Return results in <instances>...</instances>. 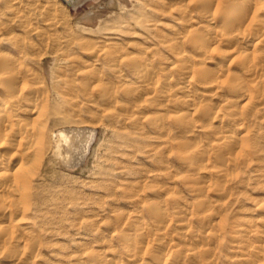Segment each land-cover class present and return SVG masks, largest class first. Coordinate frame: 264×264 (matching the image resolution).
Masks as SVG:
<instances>
[{"label": "rangeland", "instance_id": "374dc122", "mask_svg": "<svg viewBox=\"0 0 264 264\" xmlns=\"http://www.w3.org/2000/svg\"><path fill=\"white\" fill-rule=\"evenodd\" d=\"M178 3L88 0L76 9L64 0H0L3 43L24 38L28 54L23 67L37 69L49 89L43 99L46 110L36 119L43 124L46 139L42 157L36 161L32 206L23 218L9 221L14 239L0 249V264H25L27 259L26 264H89L90 253L110 246L124 254L117 238V215L132 218L139 206L159 201L171 209L178 198L185 207L193 204L195 196L190 188L195 177L176 161L179 144L194 137L175 128L174 118L185 111L177 108L174 97L150 96L153 100L140 107H134L136 93L125 97L131 86L127 66L131 59L143 53L159 73L170 62L171 52L160 36L173 38L171 43L177 40L176 31L171 33L167 27L178 23ZM15 8L22 11L20 16ZM25 13L31 29L19 19ZM51 13L55 19L50 28L47 19ZM187 24L182 31L197 27L195 19ZM94 55L100 56V61ZM87 72L97 78L88 80ZM171 73L175 80V69ZM133 83L131 87L137 89L138 84ZM68 88L71 92L66 96ZM107 88L115 92L102 97ZM196 95L201 106H220L221 117L227 115L229 102L201 96L198 91ZM126 106L133 107L132 112ZM157 112L167 117L155 131L150 121ZM61 129L95 130L87 154L74 167L63 160L65 151L58 153L56 135ZM251 130L253 144L247 146L238 175L225 186L230 194L215 207L225 219L227 233L219 235L216 244L207 241L214 252L213 264H264V243L256 240L264 231V111L257 110ZM201 136L200 145H204L209 137ZM127 137L131 144L125 143ZM162 159H167L166 164L160 162ZM209 178L212 197L216 177ZM172 214L179 218L173 209ZM149 226L146 221L145 227ZM239 226L243 232L234 238L233 231ZM244 241L246 251L241 252L239 243ZM19 243L26 246V252L16 259L14 251Z\"/></svg>", "mask_w": 264, "mask_h": 264}, {"label": "bare ground", "instance_id": "6f19581e", "mask_svg": "<svg viewBox=\"0 0 264 264\" xmlns=\"http://www.w3.org/2000/svg\"><path fill=\"white\" fill-rule=\"evenodd\" d=\"M87 1L64 0L76 9ZM178 4V23L167 27L171 33L176 31L177 40L171 43L173 38L160 36V42L171 52L170 62L159 73L143 53L131 59L127 64L131 74L129 85L134 81L138 86L137 89L130 86L125 97L131 98L136 93L134 107L152 101L150 96L155 95L177 99V108L185 112L174 118L175 128L194 137L179 144L176 161L181 168L193 172L196 183L193 182L190 191L195 200L185 207L181 198L175 199L171 209L159 201L148 207L139 206L132 218L117 215L115 221L120 228L117 238L126 257H121L124 254L117 247H102L90 253L89 264H213L214 252L207 241L216 244L219 235L227 233L225 219L215 212V207H220L230 194L225 186L234 181L247 146L253 144L251 126L257 110L264 111V0H179ZM14 12L19 16L22 13L18 8ZM19 19L25 28H32L26 13ZM54 19L51 13L47 19L50 28ZM193 19L197 27L182 31ZM1 36L0 33V249L14 239L9 221L23 218L32 206L36 161L42 157L46 139L44 126L36 119L46 110L43 99L49 90L37 69L23 67L28 54L24 38H13L5 45ZM94 58L100 61V56ZM172 69L177 75L175 80ZM86 75L88 80L97 78L92 72ZM70 89L64 93L66 96L70 95ZM196 91L201 96L229 102L227 115L221 117L220 106H201ZM110 92L115 89L107 88L101 96L110 97ZM126 107L130 111L133 108ZM166 115L157 112L150 121L155 131L160 129ZM201 134L209 137L204 145H200ZM56 136L58 153L65 151L63 160L74 167L87 154L95 130L61 129ZM128 139H124L125 143L131 144ZM160 162L166 164L167 159ZM211 175L216 177L212 197ZM172 209L179 218L173 217ZM146 221L149 227H145ZM233 232L234 238H239L243 226ZM256 240L264 243V231ZM245 242L239 243L241 252L246 251ZM23 252L26 246L19 243L15 258L19 259Z\"/></svg>", "mask_w": 264, "mask_h": 264}]
</instances>
